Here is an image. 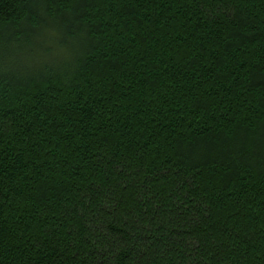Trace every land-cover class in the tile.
I'll return each instance as SVG.
<instances>
[{
  "label": "trees",
  "instance_id": "1",
  "mask_svg": "<svg viewBox=\"0 0 264 264\" xmlns=\"http://www.w3.org/2000/svg\"><path fill=\"white\" fill-rule=\"evenodd\" d=\"M0 264H264V0H0Z\"/></svg>",
  "mask_w": 264,
  "mask_h": 264
}]
</instances>
